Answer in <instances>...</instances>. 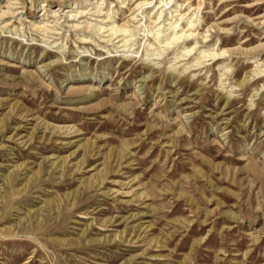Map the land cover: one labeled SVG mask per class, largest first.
<instances>
[{"label": "rangeland", "instance_id": "1", "mask_svg": "<svg viewBox=\"0 0 264 264\" xmlns=\"http://www.w3.org/2000/svg\"><path fill=\"white\" fill-rule=\"evenodd\" d=\"M0 264H264V0H0Z\"/></svg>", "mask_w": 264, "mask_h": 264}, {"label": "bare ground", "instance_id": "2", "mask_svg": "<svg viewBox=\"0 0 264 264\" xmlns=\"http://www.w3.org/2000/svg\"><path fill=\"white\" fill-rule=\"evenodd\" d=\"M7 15V14H6Z\"/></svg>", "mask_w": 264, "mask_h": 264}]
</instances>
